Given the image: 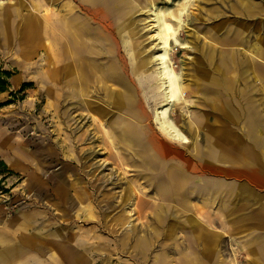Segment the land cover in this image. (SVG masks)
<instances>
[{
	"label": "rangeland",
	"instance_id": "1",
	"mask_svg": "<svg viewBox=\"0 0 264 264\" xmlns=\"http://www.w3.org/2000/svg\"><path fill=\"white\" fill-rule=\"evenodd\" d=\"M108 1L95 0L106 9ZM149 1L108 5L116 50L96 57L102 26L80 9L86 0H70L89 29L88 45L76 48L81 87L66 73L58 84L53 50L47 57L46 42L25 32L24 15L37 14V1L0 0V67L12 72L0 95L12 99L0 106V239H10L0 244V264H264V180L247 178H264V0H153L171 19L185 10L168 63L184 87L169 114L187 140L169 142L167 160L154 159L145 139L133 146L124 133L131 107L119 94L131 87L149 115L137 127L165 138L155 121L162 98L143 11ZM49 3L55 10L64 0ZM37 71L42 86L28 78ZM251 108L261 123L249 134ZM212 130L224 133L209 140ZM217 146L245 148L261 166L216 162ZM178 167L185 172L169 173ZM23 221L29 250L17 244Z\"/></svg>",
	"mask_w": 264,
	"mask_h": 264
},
{
	"label": "bare ground",
	"instance_id": "2",
	"mask_svg": "<svg viewBox=\"0 0 264 264\" xmlns=\"http://www.w3.org/2000/svg\"><path fill=\"white\" fill-rule=\"evenodd\" d=\"M86 1L87 3H82L79 6L80 9L81 10L85 9L88 12H91L92 15H96L97 18L95 16L94 18H96L98 23L102 26V28H100L101 29L100 32L99 31L96 32L97 37L101 39V42H99L98 45L100 44V46L102 47V49H100L99 47V49L96 50L95 52L96 57L102 52H105L106 54L109 55V57H111V55H113L116 49H115V42L111 40V36L113 35V33H112L111 23L108 22L109 19L111 20L110 13L108 12V5L109 4L110 6L112 5V8L114 9L115 6L118 4V2L117 0H109L107 2V9H106V7L102 5V3L101 4L96 3L95 0H86ZM67 3L69 4L70 0L67 1L66 3L64 0V5L62 7L55 8V10H51L50 7L46 6L41 11L37 10V14L34 15L39 17L43 21L40 24L43 27V32L45 33V36H47L46 43L44 46V48L47 49L45 53L46 56L49 57L47 53L48 50L51 49L53 50L52 57L55 60L54 68L57 77V83L58 84L61 83L62 76L63 74L66 73V75L70 74L73 77L74 82H79V86L81 85L82 87L84 78L78 66L79 65L78 54L76 48L78 47L79 43L86 44L87 42L88 45V39L84 38V34L86 33L85 31H87L88 34L89 29L87 27L88 24L86 25V21H85L86 14H84L81 11L79 12L74 11L73 7L70 6V4L67 5ZM42 11H44L45 13L40 14L42 13ZM143 11L147 13L146 20L149 23L148 28L150 30V37L154 40V45L158 47V50L155 52L154 55L151 56L150 60L155 61L156 70H157L155 76L158 79L156 86L158 93L162 98L160 102L162 105L156 108L155 121L158 124L159 129L164 134L165 138H163L157 132L152 130L149 120L148 123L146 124L151 128L154 135L152 134V136L151 135L147 136L148 130H144L137 127L138 126L137 123L145 121L146 119H148L147 117H149V115L143 109L142 110L139 109V106L135 105L137 103V98L135 95L136 93H134L131 87L129 88V86L128 88L119 91L121 99L123 98L125 102L131 107L130 110L128 111V116L130 118L129 121L132 124L125 128L124 133L125 134L128 133V136L131 138L130 141L132 142L133 146L134 145L137 146L138 143H136V140L145 139V147L149 149V152L151 153L154 159L167 160L168 157L172 155L169 142L184 144L187 140V136L185 135V133L182 131L180 126H178L171 119L169 114L170 106L177 105L180 102L181 96L183 95L184 92L183 91L184 87L180 81V75L168 63L169 52L171 50L172 41L178 42L177 35L181 27L182 15L184 14L185 10L183 9L179 10L177 15L173 13L170 14V16L172 17L171 19L170 17L165 15V11L162 8H160L155 1L151 0L144 5ZM32 15L33 13L24 15L25 26H26L25 32L30 37H32L36 33L35 26L32 23L34 22ZM47 26L49 27L47 28ZM92 43L95 42L92 41ZM154 45L152 44L151 47H153ZM89 52L93 53V49L92 50L90 49ZM47 57L44 58V60H46L49 66L50 60L52 58L50 60H47ZM67 59L70 60L69 62L65 63ZM111 67L113 69L111 71L112 73L109 75L111 76V80L116 81L119 78L117 71L118 70L117 63L116 62L111 63ZM28 78L31 80H36L37 83L40 84L41 86L44 85L43 84L44 81L39 76L38 71L35 73H31L28 76ZM113 84L116 83L113 82ZM192 122L198 123L194 117H192ZM192 122H190L191 125L194 124ZM153 137L154 138L157 137L159 142L158 145H154L155 148L158 150L156 151L154 149V152L151 149V144L154 141ZM185 162L187 163V166L190 167L192 160L188 158L187 160H185ZM175 171L181 172L180 168H177L175 170L169 171V173H174ZM167 175L169 174L167 173ZM88 206L89 205H87V207Z\"/></svg>",
	"mask_w": 264,
	"mask_h": 264
},
{
	"label": "crops",
	"instance_id": "3",
	"mask_svg": "<svg viewBox=\"0 0 264 264\" xmlns=\"http://www.w3.org/2000/svg\"><path fill=\"white\" fill-rule=\"evenodd\" d=\"M37 2H34L33 3V7H35L38 11H41L42 9H44L46 6L49 7L50 3H49V0H36ZM261 3V2H260ZM262 3H264V1H262ZM32 7V9H33ZM34 17V14L32 15ZM37 28L35 27V30H36V33H37V37L39 38L40 40V43H45L46 42V37L45 36V33L43 32V27L42 25L40 24V20H39V17H37ZM49 26H47L48 28ZM242 39V38H241ZM253 58H256L255 60L257 62H261L262 60L260 59V57L258 56H253ZM256 62V63H257ZM263 62V61H262ZM257 114L258 115V112L256 110L253 109L252 111V108L250 109L249 111V115L248 117L246 118L247 119V124L249 125V134L252 132H254L256 129H257V126L261 123V118L260 117H257ZM197 122L199 123L198 119L196 117H194ZM196 125V124H195ZM200 125V124H199ZM196 129L198 130V127L197 125L195 126ZM224 131H211L210 135H209V140H214V138L220 134H223ZM228 136V134H227ZM212 152L214 153V155L216 156V159L215 161L216 162H226V163H234V164H240V166L242 167L243 170H252V169H257L261 166V162H260V159H259V155L258 154H252V152L248 151L247 149H241V151H237L236 153H234L233 151L231 150H227L225 149L224 146H217L216 148H213L212 149ZM240 156V158L238 160H236L235 162H231L232 159L231 157L233 156ZM230 157V158H229ZM260 157H262V154L260 155ZM226 159V160H225ZM216 162L211 161V165L210 167H212V170L216 173V174H219L223 171V169L221 168H218L216 166ZM180 168V167H178ZM189 168V167H188ZM195 169H193L194 171H196V166L194 167ZM181 171L185 172L184 169L180 168ZM242 171V170H241ZM186 174H184L183 176H185ZM246 176H248V173L246 174ZM248 179H250L252 182H255V183H263V180L264 178H261L258 176V178H253V176L250 177H247ZM216 182V181H215ZM26 222L23 221V223L21 224V226H18V229L19 230H23V237H20L19 241L17 242V244L20 246V247H23V249L25 250H29L30 248V245L28 244V242H25V243H22L23 239L22 238H25L27 239V230H28V226L25 224ZM30 221L27 220V224H29ZM25 231V232H24ZM29 233V232H28ZM29 235H32V234H29ZM4 236V235H3ZM10 242V239L8 240V238H2L0 239V244L1 245H4L5 243H9ZM9 248V247H8ZM22 249V248H21ZM22 249V250H23Z\"/></svg>",
	"mask_w": 264,
	"mask_h": 264
},
{
	"label": "trees",
	"instance_id": "4",
	"mask_svg": "<svg viewBox=\"0 0 264 264\" xmlns=\"http://www.w3.org/2000/svg\"><path fill=\"white\" fill-rule=\"evenodd\" d=\"M11 77H12L11 71L0 67V95L9 90L11 86V81H10ZM12 95L14 94L12 93ZM11 102H12V99H9L6 102L0 101V106H2L3 104L11 103ZM1 163L4 164L3 161H1Z\"/></svg>",
	"mask_w": 264,
	"mask_h": 264
}]
</instances>
